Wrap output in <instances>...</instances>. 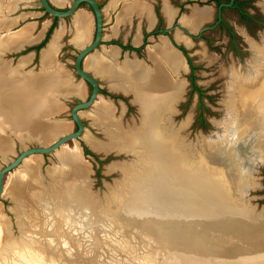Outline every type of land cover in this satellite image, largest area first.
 I'll return each instance as SVG.
<instances>
[{
	"label": "rangeland",
	"instance_id": "1",
	"mask_svg": "<svg viewBox=\"0 0 264 264\" xmlns=\"http://www.w3.org/2000/svg\"><path fill=\"white\" fill-rule=\"evenodd\" d=\"M2 1V3L7 4V6H11V4L15 3V1L18 2L25 0ZM32 1L35 2L36 0ZM98 1L100 5L105 6L108 0ZM170 1L173 2V0ZM252 1L253 3L245 1V5H247L248 9L253 11L255 15L260 18V20L257 22H249L245 19H240V16L237 15L236 9L225 8L223 17L228 22L233 32V37L222 26V24H216L212 27L202 29L201 35L192 37L191 43L189 41V36L184 33V31L178 26H173V29H171L170 31V33L174 36L175 41L183 45L185 55H188L190 61L194 65L192 72L193 84L191 83V80L189 78L191 69L188 68L187 63L186 69L179 73L180 77L185 80L183 86L184 89L180 98L174 104L173 110L168 114V129L171 130L174 128L176 130L177 136L182 140V142L186 144H195L196 142L200 141V139L202 140L203 136L206 137L210 135V133L215 130L214 125H218L219 121L222 120L224 116H226L227 100L230 99L231 96H235L234 93L237 91L235 87H237L238 85L235 86V84L239 81L245 82L247 80H254L255 76L259 72V67L264 61V0ZM188 4V6H183V9L180 10L181 12L179 11V14H176V17L174 18L179 20L182 26L190 30V32L196 33L201 26L211 23V20L212 18H214L215 13L214 4L211 0H192V2ZM203 4H209L212 7L209 18L203 19L200 22H195V24L192 25L191 22L194 20L188 17L196 16L197 13L195 10L209 9L210 12V8L208 7L196 6H202ZM58 5H60L61 7L66 6L67 0H62V3L60 2ZM119 5L120 2H117L114 7L110 8L111 10L109 9L107 11L106 18L104 19L103 23L105 33L108 32L109 26L110 24H112L116 11L118 13V11L121 9V7L119 8ZM193 5L195 6V8H193L189 16L181 15V13L188 14L190 12L189 6ZM34 7L40 8V6ZM81 7L84 8L83 10L88 11L90 26L91 28H93V18L90 14L88 5L86 3H83ZM13 8L15 7L13 6ZM12 10H10V12ZM79 12L83 11L78 10L77 13ZM7 13L10 15L8 11ZM180 15L182 16V18ZM10 17L9 19H12L14 16ZM43 17L51 19L52 15L45 13ZM31 18L35 17H29V19ZM139 20L140 18L136 19L135 17H133L132 23L129 27H121V33L129 31V29L132 27L129 32L130 36L134 31V22H139ZM37 21L40 22L41 20L38 19ZM58 21L59 19L56 17L53 27L58 24ZM64 22L65 31L62 35L63 41L68 35L67 32L70 25V17H64ZM142 22L143 21H141V23ZM162 24H164V22L161 20V25ZM20 27L12 30V32L20 29ZM141 28L144 30L143 23L141 24ZM88 30L89 23H87L84 31L86 37L88 36ZM16 34L18 33H14V35ZM157 35H160V33H157L155 36ZM155 36L145 40V42L148 43L146 45L147 56L152 61V57L155 58L157 61V65L158 63H161L165 68L167 74L165 76L168 77L169 81L176 83L178 81L176 78L177 76L174 75L175 72L171 68H169L167 63L163 59H161L160 56L155 54V51L149 49L151 45L154 46L163 43L159 42V40ZM0 37L2 38L3 36L0 35ZM160 39L161 41L168 40V38L166 39L165 36H160ZM182 41L186 45H184ZM4 42L5 41L0 42V46H4ZM170 46L173 52L177 53L179 59L181 60L180 62L183 69L184 64L182 62V56L180 54L181 51L179 50V52L174 46H172V44H170ZM255 50L259 51L260 53V58L258 60L259 62L255 65L256 67H249L250 69H248L251 72L242 71V73L240 74L235 72L233 79L230 80V68L236 67L243 69L244 66L249 63L250 59L256 57V55H254ZM25 51L26 49H21L16 52L3 53L0 55V57L7 60V62L9 61V65H15L17 64V62L23 65L28 59V54L20 55L18 57L17 55L19 53H25ZM70 51L72 52H65V50H62V52L58 56L59 60L63 62V65L73 71L72 59L76 49L71 48ZM140 51L141 52L139 53V55L144 58L143 48L140 49ZM16 57L17 60L15 62ZM56 61L57 60L55 59V62ZM36 62L37 60L36 58H34L28 62L27 66L37 69V67L35 66ZM27 66L17 69L23 72L28 68ZM49 67L53 69V71L44 72ZM60 67V63L59 65H55L54 68L52 67V65L45 66L46 69L43 70L42 73L34 74L32 76L42 77L43 81L46 82L44 85H42L44 86L43 89H50L54 86H57L56 84L60 82V78L58 80H56V78L64 74L62 73V71H60ZM40 77L36 78L39 79ZM32 79L33 78H31V80ZM12 80L14 79H11V81ZM22 80L23 78H21L20 81ZM181 91L182 87L180 92ZM151 92L152 91H150V93ZM111 97H114L113 99H115V97H120V99H122L125 103V109L121 112L120 117L121 124L119 123V119L113 115L114 106L112 105L111 101L102 97H98L96 103H99V101L102 100L110 104L111 112L109 113V115H107L108 117L104 121L96 120V117L92 112L94 111L92 110L94 109V107L88 110H84L82 112V115L86 117H83L82 120L86 129L83 130V132L85 131L83 136L80 135L79 137H77V139L68 140L60 150H57V152H55V157L51 153L43 154L41 163L37 166V172L40 173L41 176L40 180H33V178L37 176L36 168H34L32 172L30 171L32 180L34 181L31 183L35 184L34 188H31V193H29L28 191L27 193L22 192L13 196L3 192L4 194L0 196V207L3 211V217L5 218V221L6 218L8 220L5 225L4 231H6V233L4 232L3 238L5 239L6 237H10L11 239H14V236H18L21 233H29V238L35 241L37 244L41 245V247H43L42 249H45V251L47 252V255L50 256V258L57 259L60 264H120L116 260H121V258H124V260H126L125 262H121V264H176L178 260L172 258V254H170L171 257L167 259L166 263L162 262L161 258H165V256L163 255V253L160 254V252L155 253L151 251L153 243L147 241V239H149L148 236L145 237L143 241L140 240L139 243L137 240L138 237L136 236L137 232H135L134 230L136 227L119 228L117 234L112 231L114 233L112 236L126 238V240L128 241L126 243L121 242L119 244L118 242H116V240H113V238L106 236V233H103L101 229L102 227L99 224L95 228H93L95 229V231H93L94 233L89 230L88 223L85 220L83 221V223L77 224V222L81 220V218H79V216L75 212V209L78 207V205H75L76 201L73 200L74 197H72L70 192H68L69 190L71 191V189L74 190L73 186L75 185V182L73 183V180H69V182H67V180H53L55 178H58L60 175L65 174L66 172L68 173L71 168V166L69 167V164L72 165L73 171L78 174L83 173L81 171V167L83 166L85 168L86 175L83 182L81 180V182L79 181L77 183V185H79L80 187V189H78V194H83L82 188L86 186V192H88L89 195L92 194L91 196L93 198L90 197L91 200H101L105 205L114 201V196H112V194L110 193L111 190H116V194L118 196L121 195L122 189L125 185V180H123L125 168L122 167L125 163L121 162L125 160L129 161L130 159H132L133 154L124 152L113 153L112 151L103 154L100 151L95 152L94 149H106L112 147V145H120L121 140H123V136L121 135L123 133L121 129L135 126L139 121L140 113L137 111L138 109L136 107V104L128 102L127 95L120 96L114 94L113 96L111 95ZM48 99L49 98H47L46 100L44 99V101L42 102L44 104L43 115H45V117L48 113L56 111V113L53 114L55 117H64L69 119V107L72 102L76 100L68 101L67 106L63 110H61L63 106L61 104L59 105V101H57L53 97L52 99ZM114 104L115 114L120 113L119 104L115 100ZM15 106L16 105H13V107ZM46 106H48L49 108H46ZM34 108L36 109L34 115L41 111L40 104L35 105ZM199 112H201V117L204 121L202 124H200L201 121L197 116ZM188 113L190 114V116H187ZM29 114L33 115L32 112ZM89 118L99 129L90 124ZM64 120L65 119H62V121L59 120V123H53L49 126L54 127L57 124H67L68 128V123H66ZM35 122L37 124H35L36 128L33 129V131L35 132L34 134L38 135V131H40L42 134H46V130L42 129L41 125L37 121ZM51 137L52 136H49L48 134L47 136H44V138L39 137V139L43 141L45 140L44 142L49 143L51 141ZM27 145H30V143L26 142L25 146ZM84 146L94 154L85 152ZM19 148L20 146L18 144L14 145V152L7 153V155L9 157H13ZM74 149L78 150L80 161L82 163H79L78 166H76L74 162H72V159L67 156V154L63 155V153L69 154V151H72ZM61 155H63V157ZM32 156H34L35 158H39L38 155H30L27 158ZM58 157L60 160L58 159ZM64 159L65 161H68V164H65ZM112 162L113 166L108 169L107 166ZM134 162L136 161L128 163V166H135L136 163ZM3 163L4 158L0 155V164ZM22 166L24 167V163L20 167L15 168L7 174V176L5 177L4 185L9 180L11 174L17 173L20 175V173L23 172L24 168ZM66 166L68 168H66ZM53 168L56 172L51 171ZM52 172L54 173L52 174ZM252 176L256 180V182L254 183V187L249 189L248 192V195L252 196V199L250 201L252 204H255L256 207L264 208V160L257 165L252 173ZM22 186L24 187L23 184ZM32 191L36 192V194H34ZM90 198H87V201ZM46 210L48 212H46ZM45 213H49L51 215V218H47V223L45 222L46 220H44L45 217H43ZM63 214L68 215L67 226H65L66 224L63 223V220L61 222ZM53 219L55 221H53ZM187 230V234L183 235L184 239L189 240L190 242L198 243L200 232H197L195 229L191 230L189 228H187ZM89 231L91 234L86 235L87 233H89ZM195 243H193V245H196Z\"/></svg>",
	"mask_w": 264,
	"mask_h": 264
},
{
	"label": "bare ground",
	"instance_id": "2",
	"mask_svg": "<svg viewBox=\"0 0 264 264\" xmlns=\"http://www.w3.org/2000/svg\"><path fill=\"white\" fill-rule=\"evenodd\" d=\"M121 1L123 2L122 9L124 12H126L127 16L129 13H132V12H137V13L143 12L146 15L147 13L146 11H148L149 14L151 15V12L148 6L145 4L143 0H121ZM2 2L3 1L0 0V28L3 27V28H6V30L4 33L0 34L3 37L5 36L4 38L2 37L5 40H3L0 37L1 38L0 42L5 41L4 43L8 47L11 45H15L16 42H19L20 40L26 38V36L28 37L29 33L27 32V30L28 31L31 30L32 25L27 24V25L20 27V29L16 30L17 32L13 31L14 33H18L14 35V33L12 32V30H10L9 27L12 24V22H14L15 20L9 19L8 17L9 14L7 13V11L10 12V10L14 9L13 6L16 7L18 3H26V0L18 1V2L15 1V3H12L11 6H7V4H4ZM52 2L59 4L60 2L62 3V0H52ZM114 2L115 0L112 1L111 4L116 3ZM193 8H195V6L192 7V10ZM162 10H163V6H162ZM77 11L78 10H76L74 14ZM195 11L197 13L196 16L188 17L194 20L191 22L192 25H194L195 22H200L201 20L206 18L210 13L209 9L195 10ZM166 13H167V16L170 17L171 15H173V10L169 9L166 11ZM74 14H73L72 19H73V22L75 23L76 36L78 37L77 40L75 39V42L77 44H81V43H84V40L86 38L84 31L88 23V20L86 19V15L84 12H79L75 15ZM62 26L63 24L60 23L54 35L51 37L50 42H48L49 44L47 43L44 47L41 48L40 61H41V55L42 53H44L43 61L47 65L44 62L42 61L41 62L44 63L45 66H51L50 64H48L50 61L52 62L51 64H53L52 65L53 68L55 67V65H59V63L57 61L55 62V60H53L51 57H53L52 54L55 52V49L57 46V42H58L57 39H58V36H60L58 34H60L61 30L63 31L64 27ZM30 41H32L31 38H30ZM161 42L163 43L159 45H154V46L151 45L149 49L155 51V54L160 56L161 59H163L167 63L169 68H171L174 72L181 70L182 64L180 62L181 60L179 59L177 53L173 52L170 44L166 40H162ZM45 48H47V50H45ZM108 48L109 49L107 50L106 55L100 54V56L103 60L109 62L107 63L108 65L110 63L112 65L114 63V59L112 55L116 51L114 47L112 46ZM254 55H256V57L255 58L251 57L252 59L249 60V63H247L243 69L233 67V69L229 70L230 80L233 79L235 72L239 74L242 73V71L251 72L249 69L252 67H256L255 65L258 64L259 62L258 60L260 58L259 51H255ZM84 64H85V61H84ZM140 64H141L140 61L137 60V63H135V67H138L139 70L142 71V74L140 73L139 79L138 78L131 79V83H130L131 86L127 90H130L133 93L132 100L138 106L141 122L146 121L149 125L151 123L154 124L155 122L157 126L156 128L158 130H161L162 126H165V121L169 120L168 114H169V111H171L174 108L172 107L173 101H176L178 99L177 93H180L181 84L179 85L178 82L174 83L168 80V77L165 76L167 75L165 68L163 67L161 63H158V70H156V77L154 79H152L150 75L146 76L144 74L143 72L144 70H146L147 72L149 71L147 70V68H143V65H140ZM19 66H22V64H19V62H17V64L15 65H11V64L9 65V61L7 62V60L0 57V152L3 153V155H6L5 152L7 150L13 151L12 144H11L12 142L10 140L11 133H14L19 137H22V136L26 137L27 134L22 131L24 128H27L31 131L30 134L32 136L33 135L35 136L36 134H34L35 132L33 131V129L36 128L35 124H37L35 121H37L41 125L42 129H46L47 125H50L53 123L56 124L59 120H62L59 118H52V120L50 121H46V120L41 121V118H45V115H43L44 104L42 102L44 101V99L45 100L47 98L52 99L53 97L57 101H59L58 102L59 105L61 104L60 100L56 98V94H54L52 91L56 89L66 90L65 86L62 87V85L65 82L64 77L66 75L64 76V74H62L61 76L56 78V80L60 78L59 79L60 82L56 84L57 86H54L50 89H43L44 86L42 85H44L46 82L43 81L42 77L40 76L34 77L32 76L34 74L23 73L21 70L19 71L17 69V67ZM259 68H260L259 72L255 76L254 80H249V81L247 80L245 82L239 81L240 84L238 82V86L235 87L237 89V91L235 89L236 91L234 93L235 96H231V98L227 100L228 105L226 104V111H227L226 116H224L222 120L219 121V124H218L219 128L215 131V133L210 134L206 137L203 136L202 140L200 139V141L196 142L195 144H192V143L186 144L182 142V140L177 136L176 130L173 128L169 130L170 132L169 138L172 141L173 148H177L175 149L177 152H175L174 149L171 151L170 148L172 147H169L168 149L165 147L164 148L165 151L162 157H168L164 160L166 161V163H170V166H173L174 169H170L169 167H163V165L166 166V164H163L164 161L159 156V153L149 151L147 155L148 157H150L151 160L153 159L152 160L153 164L155 163V157L157 156L158 159L156 163L159 164L161 167H163V169L167 171L168 170L171 171L172 176L175 177L179 173L175 169L182 170V168L176 166L179 160L181 161L182 159L183 160L190 159L191 157H194L197 155L196 153L198 150H201V149L205 150L207 149V147L210 148L212 144L211 140L221 139L224 134H227L228 127L232 124L233 121H235L238 126H244L245 128L244 130H247L250 127L249 129H250L251 135L256 134L255 138L257 137L255 140L256 149L263 155L261 151L264 150L262 149V147H264V84L260 87L259 83L261 82L264 83V61L262 62ZM106 69H105V73H106ZM26 71L30 72L31 69L26 70ZM47 71L48 72L53 71V69L49 67L44 72H47ZM19 77L23 78V80L20 81L21 78ZM36 77H40V78L37 79ZM31 78L33 79L31 80ZM11 79H14V80L11 81ZM108 81L110 82V85L112 84L113 86L117 87L116 82L119 80L116 79V82H115V79L114 80L109 79ZM151 81H153L154 84L152 83V85L154 86H153L152 92L150 93L151 89H149V85L151 84ZM77 84H73V86L72 84L69 85V87H67L68 90L79 92L80 88H79V85ZM12 99H13V102H12ZM236 99L237 100L240 99V101L237 102ZM96 100H94V103H93L94 109H92L94 111L92 112L94 113L96 120L104 121L108 117L107 115H109V113L111 112V106L108 102L102 101V100L99 101V103L97 102L98 103L97 104ZM37 104L41 105V111H39L37 114L34 115V112L36 110L34 106ZM13 105H16V106L13 107ZM46 108H49V107L46 106ZM31 112L33 113V115L29 114ZM2 120H3V124H2ZM41 122H43V125L41 124ZM56 126L58 127V129H60V131H64L67 129V124H57ZM132 127H126V128L121 129L123 133L121 134L123 136L122 138L123 140H121L120 145H115V146L112 145V147L104 149V150H108L112 148H118L121 146H124V148H130V147L136 148L137 155L140 156V158L136 159L135 157L133 158V161H136L134 163H136L137 166L136 164L135 166H128V163L126 162H124L125 164L123 165L125 168L123 180H126V182L127 180H131L130 173L133 174L134 171L140 168L139 166L144 164L143 159L145 157V152L143 150H140L138 147V145L142 143L140 139L141 136L138 132L136 131L133 132ZM54 132L52 131L51 134H54ZM84 132L82 133L81 136H83ZM37 133L39 137L44 138L43 134L40 131H38ZM248 135L249 134H246V136ZM170 140L169 142L171 144ZM99 142H103V141H99ZM65 143L67 142L62 143V145H60L57 149H55V152H57V150H60ZM55 152H54V155H55ZM69 152H70L69 154L63 153V155L67 154V156H69L72 159V162H74V164L78 166V164L81 163L78 150L74 149ZM261 154H259V156H261ZM30 155L32 154L27 155L25 158H27ZM63 155L61 156L63 157ZM25 158L23 159V162L20 163V165L12 169L14 170L15 168L20 167L24 163V167L22 166L24 168L23 172L22 173L19 172L20 175L17 173L11 174L9 180L4 185L5 189L3 186L4 191L2 190V194L8 193L9 195L14 196L22 192L27 193L29 191V193H31V188H34L35 186V184L31 182H34L33 180H40L41 178L40 173L37 172V165L40 164L39 158H35L34 156L29 157L27 159ZM203 159L206 163H208L207 161H209L211 158L209 157L208 154L207 155L205 154L203 156ZM65 164H68V161H65ZM157 164H155V166L153 165L151 169L146 172V173H150L149 174L150 176L147 175L145 179L151 180V177L155 178V176H157V179H158V176L160 178L162 173L158 170V167L156 166ZM70 166L71 168L69 172L68 173L66 172L65 174L60 175L58 178L59 180H67V182H69V180H73L72 181L73 183L75 182V185L73 186V188L76 192L73 189H71V191L69 190L68 192H70L72 197H74L73 200L76 201L75 205H78V207L75 209V212L77 213L79 218H81V220H79L77 224L83 223V221L85 220L88 223L89 230H91L92 233H94L93 231H95V229L93 228H95L99 224L102 227L101 229L103 233H106L105 234L106 236L113 238V240H116V242H118L119 244L121 242L122 243L128 242L126 238H119V236L118 237L112 236L114 234L112 231H114L117 234V232L119 231V228H126L129 225V223H132V218L134 217H131L130 214H125L124 212H120V214H118L116 217H113V216L110 217L107 212L110 206L113 205V202L107 203L105 205L104 202H102L101 200L99 201L98 199H94L92 201L90 198L92 197L91 196L92 194L89 195V193L86 192V189H85L86 186L82 188L83 194L81 195L78 194L79 193L78 189H80V187L79 185H77V183L79 181L81 182V180L82 182L83 180H85L84 179L86 175L85 168L82 166L81 171L83 173L78 174L73 171L72 165L69 164V167ZM188 167L190 168L189 170H193L192 165L191 167L190 165ZM34 168H36L37 176L35 177L36 179L33 178L32 180L30 171L32 172ZM66 168L68 167L66 166ZM155 168H156V171H155ZM12 170L8 171L6 173V176ZM54 170L55 169H53V171ZM145 179L141 178L140 180H145ZM206 179L207 178H204L201 175L200 180H206ZM4 183H5V179H4ZM22 184L24 185V187L22 186ZM159 188H163V187L158 186V185H153V187L151 185H146L143 188V190L144 191L146 190V191L142 194V198L144 200L143 204L145 206L147 205L144 208L149 209L150 211L154 212L156 215H159L160 216L159 219H161V223L159 225V231L161 232L162 236L159 235L161 236L160 237L161 239H159V241L156 244H153L151 251L155 253L160 252V254L163 253L165 258H161V259H162V262L164 263L167 262V259L171 257L170 254H172V258H174L175 260L176 259L178 260L176 264H202L203 263L202 260H204L205 257H198L196 259L194 258L195 260H192L190 259V257H187L181 254L182 251H186L189 243H195V242H190L189 240L184 239L183 235L187 234V231H188L187 228L191 230L193 228H198L196 230L197 232L200 229L203 232H205V230L210 232L208 229L210 228L211 224L208 221H205L209 216L204 215L203 219L193 220L191 216L194 215L195 212L193 208L189 205V203L191 202L189 201V199H192V198H189V197L180 198L179 196L175 195V193L171 192L170 189H169L170 192H161V190H158ZM141 190H142V187H141ZM115 191L116 190L114 191L111 190L110 192L112 196L114 197L117 196L116 194L117 192ZM33 193L36 194V192H33ZM87 198H90V199H88L87 201ZM133 202L135 203V205L137 203L138 204L141 203L139 199ZM46 212L48 211L46 210ZM96 214L98 216V219H94V217H97ZM43 217H45L44 220H46L45 222L47 223V220H48L47 218H51V215L49 213H45ZM235 219L237 222H234V223L236 226L238 225V228L236 230L239 235L238 239L226 241L225 244L219 247V250L225 254H231V255L236 254V255L241 256L240 257L241 260L240 259L238 260H240V263L242 264H264V220L263 219L259 220L258 222H255L254 225L251 224V227H250L251 229H247V232H246V229H244L245 227L241 228V226L239 225V222L243 220V217L235 216ZM62 220L64 221L63 223L66 224L65 226H67L68 225L67 223L68 215L63 214L61 222ZM7 221H8L7 218L5 221V218L3 217V211L0 207V264H60L59 261H57V259L50 258V256L47 255V252L45 251V249L44 250L42 249L43 247H41V245L37 244L35 241L30 239L29 233L27 234L21 233L18 236H14V239H11L10 237L8 238L6 237L4 239L3 238L4 232L6 233V231L4 230H5V225ZM53 221L55 220L53 219ZM219 222L222 225L225 223L221 219ZM216 225L217 224H213V226H216ZM90 234L91 233L89 231V233H87L86 235H90ZM245 234L247 235L246 237L243 236ZM136 236L138 237L137 240L140 243V240L143 241L145 237L147 236L149 237V234L147 232L145 233L141 232V234L139 235L136 234ZM114 259H117V258H114ZM116 261L121 264V262H125L126 260H124V258H121V260H116ZM219 264H224V261H221Z\"/></svg>",
	"mask_w": 264,
	"mask_h": 264
},
{
	"label": "water",
	"instance_id": "3",
	"mask_svg": "<svg viewBox=\"0 0 264 264\" xmlns=\"http://www.w3.org/2000/svg\"><path fill=\"white\" fill-rule=\"evenodd\" d=\"M81 2H86L92 12L94 29L90 40L77 49L72 60L74 72L89 84V92L87 96L73 102L69 107V116L74 123L75 128L59 134L50 143L36 142L35 144L23 146L13 157H9L6 154L7 152H5L6 155L0 153L4 158V163L0 164V196L2 194L6 173L20 165L26 155L31 153H51L55 157V149L62 145V143L67 142L68 140L77 139V137L82 135L84 124L78 111L90 106L98 95V82L96 78L81 65V60L85 54L94 49L101 40L103 12L97 0H68L67 5L64 7L57 6L50 0H36L35 2L27 0L26 3H18L17 5L40 6L43 11L52 16H56L60 20V23H62L64 17L73 16ZM231 2L232 0H227L226 2L223 1L217 4L215 22L220 19V6H230ZM189 7L191 11L194 5ZM174 25L181 28L190 37H197L202 28L211 26L206 25L200 27L196 33H192L182 26L179 20H176L173 23V26ZM170 28V25L164 26L159 28V31L169 34L168 31ZM169 41L175 48L181 50L182 45L175 41L173 35L169 37ZM181 52L186 58L185 53H183V51ZM24 71L23 73H28V71ZM177 100L173 101L172 107H174ZM136 107L138 109V106ZM137 111L139 112V109ZM187 116H190V114L188 113ZM214 126L215 130L210 134L215 133L219 128L216 124ZM156 127L155 122L154 124L151 123L149 125L146 121L141 122L140 118L137 124L132 127L133 132L136 131L141 136L140 139L142 143L138 145V147L145 152L144 159L142 157L144 164L139 166L140 168L134 171L133 174L130 173L131 180H127V182L125 180L121 195L119 197L118 195L114 197L113 205L110 206L107 213L110 217H116L120 212L130 214L131 217L134 218H132V223H129L127 227H136L134 230L138 235L141 234V232H147L150 237L147 241L156 244L162 236L159 231L161 219H159V215L144 208L147 205L145 206L143 204L144 200L142 194L146 191L143 190L146 185H151L152 187L153 185L161 186L163 188L158 189L161 190V192H170L171 190V192L175 193V195L180 198H192L189 199V201H191L189 205L195 212L194 215L191 216L193 220L203 219L204 215L209 216L205 221H208L211 224L208 229L210 232L206 230L203 232L200 229L198 232H200L201 235L199 234L200 238L198 239V243H196V245L189 243L186 251H182L181 254L190 257L192 260H195L198 257H205V259L202 260V264H219L221 261H224V264H242L240 263L241 256L236 254H225L219 250V247L225 244L226 241L238 239L239 235L236 231L238 225L236 226L234 223L237 222L235 216L243 217V220L239 222V225L241 228L245 227L244 229H246V232L247 229H251V224L254 225L255 222L262 219L264 220V208L256 207L255 204H252L250 201L252 196L248 195L249 189L253 188L254 183L256 182L252 173L257 165L264 160V150L261 151L263 153L262 155L256 149V134L251 135L250 127L247 130H244V126H238L237 123L233 121L228 127L227 134H224L221 139L211 140L212 144L210 148L207 147L205 150H198L196 153L197 155L190 159L179 160L176 166L182 168V170L175 169L179 173L174 177L172 176L171 171L163 169V167L174 169L173 166H170V163H166L164 160L168 157H162L165 151L164 148L166 147L168 149L169 147H172L170 150L172 151L174 149V151L177 152L175 150L177 148H173L172 141L169 138L170 132L168 129V121H165V126H162L161 130H158ZM246 134L249 135L246 136ZM169 140L171 141V144ZM262 149H264V147H262ZM94 151H100L103 154L110 151L113 153L124 152L133 154L132 159L129 161H122L121 163H130L133 161V158H140V156L137 155L135 147L124 148V146H121L108 150L94 149ZM149 151L159 153V156L164 161L163 164H166V166L163 165V167H161L156 163L158 159L157 156L155 157V163L153 164V159L151 160L147 155ZM205 154H208L211 158L207 161L208 163L203 159ZM259 154H261V156H259ZM155 164H157L156 166L162 175L160 178L158 176V179L157 176H155V178L151 177V180L145 179L147 175L150 176V173L146 172L150 170L153 165L155 166ZM187 165H190V167L192 165L193 170H189L190 168ZM112 166L113 162L109 163L107 167L110 169ZM201 175L207 179L200 180ZM141 178H144L145 180H140ZM136 198L141 201L140 204L137 203L135 205L133 201H137ZM219 218L225 222L223 225L219 222ZM94 219H98V216L94 217ZM213 224L217 225L213 226ZM193 229L197 230L198 228ZM243 236L246 237L247 235L245 234Z\"/></svg>",
	"mask_w": 264,
	"mask_h": 264
},
{
	"label": "crops",
	"instance_id": "4",
	"mask_svg": "<svg viewBox=\"0 0 264 264\" xmlns=\"http://www.w3.org/2000/svg\"><path fill=\"white\" fill-rule=\"evenodd\" d=\"M112 1L113 0H108L107 3L105 4V6L100 5V7L102 9V12H103V23H104V19L106 18L107 11L111 7H114V5L117 3L118 0H115V2H116V3L114 2L115 4H111ZM143 1L148 6L152 16L149 14L148 11H146L147 12L146 15L143 12H138V13L137 12H132V13H129L128 16H127L126 12H124L123 9H122L123 2L121 0H119L118 1V3L120 2L119 8L121 7V9L118 11V13L116 11V13L118 15L116 16V13H115L113 21H112V24H110V26H109L108 32L105 33L104 26H103V23H102V35H101L100 43L94 49H92L87 54H85V56L81 60L82 67L84 69H86L88 72H90L96 78V80L98 82V95L96 96V98L94 100L98 99V97H102V98L110 100L112 105L114 106L113 115L116 116L119 119V123L120 124H121V118H120L121 117V112L124 111V109H125V103H124V101L122 99H120V97H115V99H113L114 97L112 98L111 95L112 96L114 94L120 95V96H126L127 95L128 96V102L136 104L132 100L133 93L130 90H127L131 86V84H130L131 83V79L132 78H134V79L138 78L139 79L140 73L142 74V71L139 70L138 67H135V63H137V60H139L140 62H142L140 65L146 64V65L150 66L152 64V60L147 56V51H146V45L148 43H145L144 46H143L144 58L139 55V53L141 51L139 53H137L133 49L132 50L126 49V48H124L122 46V44H125L127 42V40H128V42L131 45L137 46L141 42V40H142L141 24L142 23L144 24V29L145 30H150L151 28H153L155 20H156V15L154 13V4L158 5L159 11H160L161 15L163 16L164 26H169L171 24L173 18L177 14V10H178V6L175 5V3H173L176 0H173V2H171L170 0H143ZM179 1H181V0H179ZM97 2L99 3L98 0H97ZM164 2H166L170 7L166 6V4H164ZM52 3L55 4V5L57 4V3H54V2H52ZM67 3H68V0H67ZM82 5L83 4H79V6H78V8L76 10L83 11L85 13V15H86V19L88 20V23H89V30H88V33H87L88 36L85 38V40L86 39L87 40L86 41L84 40V43H81V44H77L75 42V39L77 40V37L75 36L76 35L75 23L73 22V19H72L73 16H69L70 17V25H69L68 32H67L68 35H67L66 39L63 41L62 40V35H63L64 31H65V22H64V19H63V21H62L63 26L62 27H64V28H63V31L61 30L60 34H58V35H60V36H58V39H57V41H58L57 42V46L58 47L56 46L55 52L53 54L51 53L53 55V57H51V58L53 60L56 59L57 62H59L61 64L60 71H62V73H64V76L66 75L64 77L65 82L62 85V87L63 86L66 87L65 88L66 90H63V89L57 90L56 89V90L52 91L54 94H56V98H58L60 100L61 105L63 106L61 108V110H63L67 106L68 101H72V100H76L77 101L80 98H85L87 96L88 92H89V84L86 81H84L80 76H78L74 72V69L72 71L69 68H67L65 65H63V62H61L59 60V56H58L62 52V50H65V52H68V51L72 52V51H70V49L71 48H75L76 51H77V49L80 46L85 44L92 37V33H93V29H94V20H93V26H92L93 28H91L88 11L83 10L84 8L81 7ZM184 5L187 6L188 4H184ZM203 5H207V4H203ZM34 6H36V5H21V6L15 7L11 12H9L10 15L8 17L14 16L11 20L15 19V21L12 22L13 25L11 24L10 27H9L10 30H14V29H16V28H18V27H20V26H22L24 24L25 25L31 24L32 25V29L29 30V31L27 30V32L29 33L30 37L26 36V38L20 40L19 42H16L15 45H11V46L7 47V45L4 43V46L0 47V55L3 54V53L16 52V51H19L21 49H26L25 53H21V54L19 53L17 55V57L20 56V55L28 54V56H27L28 59H27L25 64H23L22 66H19L17 68L27 66V64H28V62L30 60L36 58L37 62L35 64V66L37 67V69H35L34 67L31 68V67H28V66H27L28 67L27 69H31V71L28 72V73L39 74V73H42V71L46 69L45 68V64L46 63L43 61L44 53H42V55H41V61L44 62L45 64L40 61L41 48L44 47L48 42H50L51 37L54 35L56 29L58 28V26L60 24V20L58 21V24L55 27H53L54 26L53 17H51V19H47V18L43 17V15L45 13H47V12L43 11L42 8H36ZM57 6H60V5L57 4ZM162 6H163V10H162ZM208 6H210V5L208 4ZM20 7H26V8H20ZM88 8H89V6H88ZM169 9L173 10V15H171L170 17H168L167 13H166V11L169 10ZM211 9H212V7L210 6V13H209V15L206 18H209L210 14H211V11H212ZM90 14L92 15L91 10H90ZM148 15H149V17H148ZM29 17H35V18L29 19ZM133 17H135L136 19L140 18L139 22H137V21L134 22V31H133V33L129 36V32L132 29V27L129 29V31H126L125 33H121V27L122 26L129 27L131 25V23H132V18ZM92 18H93V15H92ZM206 18H204V19H206ZM38 19L41 20V21L38 22L37 21ZM141 21H143V22L141 23ZM52 23H53V25H52ZM50 26H52V27H51V30H50L46 40L37 49L35 47H33L34 45H36L37 43H39L42 40V38L45 36L46 30ZM5 30H6V28L1 27L0 28V33L5 32ZM160 36H165V38L167 39L166 35H164L162 33H160V35H157L155 37L160 41ZM151 37H154V36L153 35H148L146 39H150ZM30 38H31L32 41H30ZM110 46L114 47V49L116 51L112 55V57L114 59V63H113L114 65L113 64L111 65V63L108 65L107 63H109V62L103 60L101 58V56H100V54H105L106 55V52L109 49L108 47H110ZM45 50H47V48H45ZM75 52H74V54H75ZM74 54H73V57H74ZM88 55H90V56H88ZM17 57L15 58V62L17 60ZM152 59H153L154 66H151L150 68H147V70L149 72H147L146 70H144L143 72H144V74L146 76L150 75L151 78L154 79L156 77V70H158V65H157L156 59H154L153 57H152ZM101 60H103L105 62H103ZM84 61H85V64H84ZM51 63L52 62L50 61L48 64L53 65ZM87 65H89L91 68L89 66H87ZM105 65H106V67H105ZM27 69H25V70H27ZM105 69H106V73H105ZM109 79H113V80L115 79V82H116V79H117V80L120 81L121 84L119 83V81H117L116 82L117 83V85H116L117 87L113 86L112 84L110 85V82L108 81ZM75 83L76 84L78 83L77 85H79L80 91H82V92H80V91L76 92V91H73V90H68L67 87H69V85L75 84ZM152 83H153V81H151V84L149 85V89H151V91H152L153 86H154V85H152ZM108 94H110V95H108ZM114 100L119 104L120 113H118V114H115ZM93 103H94V101L92 102V104H90V106H88L86 108H83V109H80L78 111L80 116H81V118L86 117V116L82 115L83 110H87L90 107H94ZM136 106H137V104H136ZM54 113H56V111L52 112V113H48L45 118H41V121H43V120L44 121L45 120L46 121H50V120H52V118L65 119L64 121L66 123H68V128L66 130H64V131H60V129H58L57 126H54V128H53V127L48 125L47 128L45 129L46 130V134H43V136H47L49 134V136H52L51 137V141L56 136H58L59 134L64 133V132H68V131H70V130H72L74 128V123L72 122L70 117H69V119L68 118H64V117H55L53 115ZM89 120H90V124L92 126L97 127L95 124H93V122H92V120L90 118H89ZM82 122H83V120H82ZM41 124L43 125V122H41ZM72 124H73V127H72ZM51 128H53V129H51ZM85 129H86V127L84 126L83 130H85ZM52 131L53 132L55 131L54 134H51ZM22 132L27 134L26 137H24V136L19 137V136H17L14 133L10 134V137H11L10 140L12 142L11 144H12L13 151L12 150H7L6 151L7 153H13L14 152V145H16V144H18L20 146V148H21V147L26 145V142L30 143V145L31 144H35L36 142L46 143V142H44L45 140L44 141L40 140L38 138L39 136H37V135H35V136L33 135L32 136L30 134L31 131L29 129H27V128H24ZM103 136H104V134H103ZM31 154L32 155H36V156L38 155L39 158H40V163H41V159H42V156H43L44 153L43 154H41V153H31ZM22 162H23V160H22ZM53 169L51 171H53ZM53 173L54 172H52V174ZM53 180H59V179L55 178Z\"/></svg>",
	"mask_w": 264,
	"mask_h": 264
},
{
	"label": "flooded vegetation",
	"instance_id": "5",
	"mask_svg": "<svg viewBox=\"0 0 264 264\" xmlns=\"http://www.w3.org/2000/svg\"><path fill=\"white\" fill-rule=\"evenodd\" d=\"M212 2H213V4H214V10H215V13H214V18H212V20H211V23L210 24H207V25H211V26H209V27H212V26H214V25H216V24H222V26L228 31V33L233 37V32H232V30H231V28H230V26H229V24H228V22L225 20V18L223 17V15H224V10H225V8H233V9H236V11H237V15H239L240 16V12L241 11H243V12H245L247 15H248V19H247V21H253V22H257V21H259L260 20V18L259 17H257L256 15H255V13L253 12V11H251V10H249L248 9V6L247 5H245L246 3H245V0H243V2H241V0H232V2H231V5L230 6H225V5H221L220 6V19L218 20V21H216L215 22V20H216V6H217V4L218 3H220V2H226L227 0H218L219 2H216L215 0H211ZM192 2V0H181V1H179V0H176V1H174V3H175V5H177L178 6V10H177V14H179V11L181 10V9H183V6H185L184 4H187V3H191ZM247 2V1H246ZM248 2H250V3H253V1L252 0H248ZM166 6H168V7H170L167 3H166ZM197 7H208V8H210V6H208V5H202V6H197ZM191 11H192V9H191ZM191 11L188 13V14H182L181 13V15L183 16V15H186V16H189L190 15V13H191ZM181 12V11H180ZM154 13H155V15H156V20H155V23H154V26H153V28H151L150 30H143L142 31V40H141V42L137 45V46H134V45H131L129 42H128V40H127V42L125 43V44H122V46L124 47V48H126V49H129V50H135L137 53H139L140 52V49H142L143 48V46H144V44L146 43L145 42V40H146V38H147V36L148 35H153V36H155L157 33H162V32H160L159 31V28H162V27H164V24H162L161 25V20L163 21V16L161 15V13H160V11H159V8H158V5H154ZM180 15V16H181ZM182 16H181V18H182ZM175 17H176V15H175ZM177 19H175V18H173V20H172V22H171V24H170V26H171V28L169 29V31H168V33L169 34H167V33H162V34H164V35H166V37L168 38V42L170 43V41H169V37L170 36H172V34L170 33V31H171V29H173V23L176 21ZM246 20V19H245ZM175 26V25H174ZM204 26H206V25H204ZM201 27H203V26H201ZM204 28H208V27H204ZM204 28H202V29H204ZM202 29H201V31H200V34L198 35V36H200L201 35V32H202ZM190 31V30H189ZM185 33V32H184ZM189 41H190V43H191V39H192V37H190L189 36ZM159 42H161V39H160V41ZM182 43H184L183 41H182ZM182 45V44H181ZM184 45H186L185 43H184ZM173 46V45H172ZM147 49V48H146ZM178 51H179V49L178 48H176ZM180 51H183V53H185L184 51V47H183V45L181 46V50ZM179 51V52H180ZM256 51V50H255ZM180 54H181V56H182V62H183V64H184V67H183V69H181V70H179V71H175V76H177L176 78H177V81H178V83L179 84H181V87H182V91L180 92V93H177L178 94V96H177V98H180V96H181V94H182V92H183V89H184V82H185V80L183 79V78H181L180 77V75H179V73L180 72H182V71H184L185 69H186V63L188 64V68H190L191 70V73L189 74V78H190V80H191V83L193 84V67H194V65H193V63L190 61V58L188 57V55H186V58H185V56H184V54H182L181 52H180ZM264 56V55H263ZM184 58H185V60H186V62H185V60H184ZM152 63H153V61H152ZM154 64V63H153ZM153 64H151L150 66L149 65H146V64H142L143 65V68H150L151 66H153ZM229 69V68H228ZM230 69H233V68H230ZM228 82H230V81H228ZM264 83H259V85H260V87L263 85ZM238 85V83H236L235 84V86H237ZM255 85H256V83H255ZM227 87H228V84H227ZM241 94V93H240ZM243 94V93H242ZM161 95V94H160ZM163 96V95H162ZM236 101L237 102H239L240 101V99H236ZM244 101V100H243ZM167 111H169V110H167ZM240 111V110H239ZM169 116V115H168ZM74 128H75V125H74ZM73 128V129H74Z\"/></svg>",
	"mask_w": 264,
	"mask_h": 264
},
{
	"label": "trees",
	"instance_id": "6",
	"mask_svg": "<svg viewBox=\"0 0 264 264\" xmlns=\"http://www.w3.org/2000/svg\"><path fill=\"white\" fill-rule=\"evenodd\" d=\"M216 2H219L218 0H215ZM245 1H248V0H245ZM241 2H243V0H241ZM83 3H86V2H81L80 4H83ZM99 4V3H98ZM99 6H100V4H99ZM40 8H42V7H40ZM53 17V23H54V21H55V19H56V16H52ZM240 19H248V15L245 13V12H243V11H241L240 12ZM53 23H52V25H53ZM51 27L52 26H50L47 30H46V33H45V36L42 38V40L39 42V43H37L36 45H34L33 47H35L36 49L46 40V38H47V36H48V34H49V32H50V30H51ZM198 117H199V119H200V124H202L204 121H203V119H202V117H201V112H199L198 113V115H197ZM84 150H85V152H90L91 154H94L93 152H91L88 148H86L85 146H84Z\"/></svg>",
	"mask_w": 264,
	"mask_h": 264
}]
</instances>
